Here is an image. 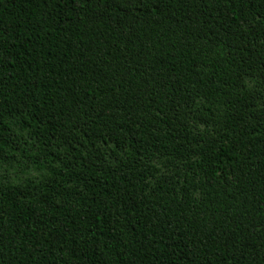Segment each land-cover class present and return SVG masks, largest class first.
Segmentation results:
<instances>
[{
	"label": "trees",
	"instance_id": "obj_1",
	"mask_svg": "<svg viewBox=\"0 0 264 264\" xmlns=\"http://www.w3.org/2000/svg\"><path fill=\"white\" fill-rule=\"evenodd\" d=\"M0 264H264V0H0Z\"/></svg>",
	"mask_w": 264,
	"mask_h": 264
}]
</instances>
